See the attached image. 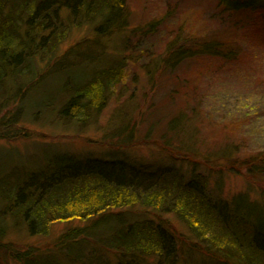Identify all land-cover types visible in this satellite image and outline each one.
Masks as SVG:
<instances>
[{
  "label": "trees",
  "instance_id": "16d2710c",
  "mask_svg": "<svg viewBox=\"0 0 264 264\" xmlns=\"http://www.w3.org/2000/svg\"><path fill=\"white\" fill-rule=\"evenodd\" d=\"M216 8L219 20L232 27L237 15L263 10L264 0H218ZM131 19L126 0H0V140L16 139L22 133L16 128H21L25 119L33 118V112L43 117L41 111L46 110L50 116L61 102L59 117L73 119L81 126L93 115L97 116L105 108L110 92L123 81L127 65L136 62L133 57L117 59L101 53L84 76L88 79L79 80L71 72L73 65L65 64L67 57L76 58L78 48L60 55L58 47L74 25L76 28L95 25L98 38L102 35L113 38L116 33L121 49L137 46V41L132 44L133 36L153 34L157 23H150L143 31L130 29ZM172 33L156 74L177 68L182 61L193 57L227 59L230 56L227 41L210 38L198 39L196 43L193 39H182L178 30ZM81 54L87 58L86 62L95 57ZM55 67L62 68V75L68 80L61 85L63 96L52 104L31 107L25 100L26 94L42 84ZM8 107L13 110L5 111ZM185 119L184 113H177L169 122L170 128L184 130ZM158 143L162 150L180 155L191 172L167 168L149 171L116 160L83 161L72 157L58 160L57 156L49 157L51 162L43 167L31 165L34 161L29 159L23 169L1 162L0 264H9L8 259L15 264H181L185 261L184 243L179 234L174 235L169 224L160 219L139 221L130 219L129 214L126 218L127 212L134 208L173 214L180 219L204 243L205 247L197 243L192 253L203 252L213 261L210 264H217L215 260L220 264H264L262 221L244 218L237 207L231 210L228 203L221 201L219 183L210 189L208 177L196 172V166L205 164L209 174L217 173L219 166L213 162L215 159L195 156L186 141L172 149L163 140ZM220 158L229 161L232 157ZM227 164L234 168L238 163ZM241 164L245 166L246 176L264 178V156H250L242 159ZM260 192L263 198L264 191ZM244 204L245 201L238 207L243 208ZM89 219L91 223L86 226L63 233L52 250L42 251L38 247L20 250L2 242L8 230L18 227H24L30 235H45L54 223ZM240 232L242 239L238 238ZM84 247L85 255L81 253Z\"/></svg>",
  "mask_w": 264,
  "mask_h": 264
},
{
  "label": "rangeland",
  "instance_id": "374dc122",
  "mask_svg": "<svg viewBox=\"0 0 264 264\" xmlns=\"http://www.w3.org/2000/svg\"><path fill=\"white\" fill-rule=\"evenodd\" d=\"M217 1L126 0L132 18L130 29L144 31L150 23H157L153 34L134 35L132 44L137 41V46L126 50L121 49L116 33L113 38H109L110 35L98 38L95 25L71 27L58 49L61 55L78 48L76 58L67 57L65 64L73 65L71 72L79 80L88 79L84 76L101 53L117 59L133 57L136 63L127 65L123 81L110 92L105 108L97 116L93 115L86 125L59 117L57 111L62 102L50 116L46 110L41 111L43 117L33 112V118L25 119L21 128H16L22 131L16 139L0 140V163L15 164L16 169H23L29 159L34 161L31 165L43 167L51 162L52 156H57L58 160L66 157L83 161L116 160L149 171L167 168L189 173V164L182 161L180 155L162 150L158 143L163 140L172 149L186 141L195 156L215 159L213 162L219 166V171L214 167L217 173L209 174L205 164L195 169L200 176L208 177L210 189L219 183L223 204L228 203L231 210L237 207L244 218L260 219L264 224L261 208L264 197L260 192L264 191V178L246 176L245 166L241 164L242 159L250 156H264V9L237 15L233 19L237 20L236 24L230 27L219 20ZM177 30L182 39L194 42L210 38L227 41L230 56L227 59L193 57L182 61L177 68L156 74L165 58L168 37ZM81 53L95 57L86 62L87 58H82ZM61 69H52L42 84L26 94L25 100L31 107L52 104L63 96L61 85L68 80ZM12 110L8 107L5 111ZM179 112L186 118L185 129L181 131L169 126L171 118ZM223 155L232 158L226 161L220 158ZM231 161L238 163L236 167L227 166ZM244 201L246 204L239 208ZM247 207L254 210L246 211ZM131 210L126 218L129 214L130 219L139 221L160 219L169 224L174 235L179 234L184 243L185 261L181 264L213 263L203 252L192 253L201 241L173 214H157L140 208ZM90 220L57 222L45 235H30L24 227H18L8 230L2 242L20 250L38 247L48 251L63 233L82 228L91 223ZM238 234L242 239L241 232ZM201 244L204 246L203 242ZM86 247L81 252L84 255ZM8 262L15 264L9 259ZM215 263L220 264L216 260Z\"/></svg>",
  "mask_w": 264,
  "mask_h": 264
}]
</instances>
